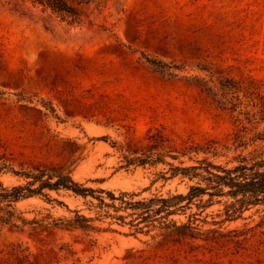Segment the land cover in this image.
Returning <instances> with one entry per match:
<instances>
[{
	"label": "rangeland",
	"instance_id": "obj_1",
	"mask_svg": "<svg viewBox=\"0 0 264 264\" xmlns=\"http://www.w3.org/2000/svg\"><path fill=\"white\" fill-rule=\"evenodd\" d=\"M86 8L95 23L74 25L28 0H0V164L69 170L86 185L140 197L185 192L191 181L164 180L160 163L124 167L112 141L140 148L158 128L177 147L209 139L230 145L226 155L210 156L221 163L242 149H234L233 135L250 124L239 110L264 96V0H108L100 11ZM227 78L243 91L227 89L235 84ZM223 94L243 102L230 110L219 101ZM0 181L25 179L9 170ZM50 194L62 203L31 196L15 204L18 226L0 220V264H264V235L253 227L263 211L255 207L223 224V231L248 229L245 237L178 242L157 229L130 234L116 223L115 230L53 227L48 222L74 208L94 212L71 192ZM221 207H207L200 218L212 220ZM5 209L0 204V216ZM16 216L37 222L23 225ZM109 220L95 222L106 227Z\"/></svg>",
	"mask_w": 264,
	"mask_h": 264
},
{
	"label": "trees",
	"instance_id": "obj_2",
	"mask_svg": "<svg viewBox=\"0 0 264 264\" xmlns=\"http://www.w3.org/2000/svg\"><path fill=\"white\" fill-rule=\"evenodd\" d=\"M28 1L40 6L48 16H55L61 21L74 25H82L85 22L94 24V19L86 6L92 4L100 11L108 2V0ZM99 25L108 29L105 24ZM149 62L161 72L170 76L175 75L164 62L155 60ZM227 79L235 83L227 85V89L232 92L243 91L238 81ZM243 93L245 97L249 96L246 92ZM219 99L222 103H229L230 110L236 109L243 102L238 95L235 97L236 100L228 98L225 94ZM250 100L251 98H248V101ZM252 106L256 109L240 108L239 110L250 127L243 124L242 128L236 130L233 135V141L236 142L234 149L238 147L242 149L223 163L211 159L210 156L226 155L231 148L230 145L219 144L216 140L209 139L204 144L190 142L177 147L170 144L169 138L158 128L148 135L149 142L140 148L123 149L115 141L111 142L121 150L124 167L163 164L167 168L159 172V177L164 180L179 177L191 181L185 192L152 193L148 196L136 197L140 193L132 190L120 189L116 192L113 189L86 185L85 182L74 179L69 170L64 171L44 165L15 170L1 163L0 172L11 170L25 181L13 185H4L0 181V204L6 208L0 220L18 226L13 220L16 202L39 195L47 201L59 203L61 201L53 197L50 192L59 194L61 191H66L82 197L86 204L85 209L94 213L86 214L82 212V208H74L72 216L56 217L48 222L53 227L86 231L115 230L111 224L116 223L127 226L130 234L148 233L150 229H157L163 238H171L178 242L186 239L216 241L217 236L228 234H232L233 237L238 235L245 237L248 229L231 228L223 231V224L243 218L244 211L255 207V212L261 210L263 213L253 227H260L259 233L264 235V96L258 94V102H253ZM261 124H263L262 128H260ZM103 137L107 139V136ZM250 145L253 147L248 149L247 153H243V149ZM199 153L205 155L199 157ZM166 157L178 160V163H173ZM184 157L191 162L185 163L182 159ZM216 203L221 204L222 207L212 214V220L200 218L207 207ZM193 205L196 210H191ZM175 214H184L186 219L178 221L172 217ZM16 217L23 225L27 222H37L34 218L27 220L21 216ZM104 218H110L108 226L101 227L96 224V220ZM209 221L216 226L203 228V223Z\"/></svg>",
	"mask_w": 264,
	"mask_h": 264
}]
</instances>
